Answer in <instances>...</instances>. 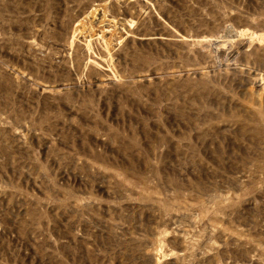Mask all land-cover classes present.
Segmentation results:
<instances>
[{
	"label": "rangeland",
	"instance_id": "1",
	"mask_svg": "<svg viewBox=\"0 0 264 264\" xmlns=\"http://www.w3.org/2000/svg\"><path fill=\"white\" fill-rule=\"evenodd\" d=\"M0 264H264V0H0Z\"/></svg>",
	"mask_w": 264,
	"mask_h": 264
}]
</instances>
